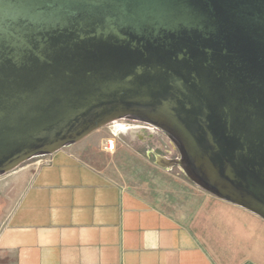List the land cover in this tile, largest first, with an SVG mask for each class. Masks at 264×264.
<instances>
[{
    "label": "water",
    "instance_id": "1",
    "mask_svg": "<svg viewBox=\"0 0 264 264\" xmlns=\"http://www.w3.org/2000/svg\"><path fill=\"white\" fill-rule=\"evenodd\" d=\"M125 117L264 219V0H0V175Z\"/></svg>",
    "mask_w": 264,
    "mask_h": 264
},
{
    "label": "crops",
    "instance_id": "2",
    "mask_svg": "<svg viewBox=\"0 0 264 264\" xmlns=\"http://www.w3.org/2000/svg\"><path fill=\"white\" fill-rule=\"evenodd\" d=\"M82 140L0 175V264H264L261 216L207 192L182 221Z\"/></svg>",
    "mask_w": 264,
    "mask_h": 264
},
{
    "label": "rangeland",
    "instance_id": "3",
    "mask_svg": "<svg viewBox=\"0 0 264 264\" xmlns=\"http://www.w3.org/2000/svg\"><path fill=\"white\" fill-rule=\"evenodd\" d=\"M82 142L83 156L95 167L118 182L142 188L182 221L190 210L188 204L191 202L194 209L199 193L208 192L191 181L180 165H165L180 160L181 153L175 141L155 126L125 117L94 131Z\"/></svg>",
    "mask_w": 264,
    "mask_h": 264
},
{
    "label": "flooded vegetation",
    "instance_id": "4",
    "mask_svg": "<svg viewBox=\"0 0 264 264\" xmlns=\"http://www.w3.org/2000/svg\"><path fill=\"white\" fill-rule=\"evenodd\" d=\"M127 118L130 119V120H133V121H139V122L146 123V124H148V125H152V124H150V123H148V122H146V121H142V120H139V119H136V118H132V117H127ZM152 126H154V125H152Z\"/></svg>",
    "mask_w": 264,
    "mask_h": 264
},
{
    "label": "trees",
    "instance_id": "5",
    "mask_svg": "<svg viewBox=\"0 0 264 264\" xmlns=\"http://www.w3.org/2000/svg\"><path fill=\"white\" fill-rule=\"evenodd\" d=\"M148 157H151V155H150V154H148Z\"/></svg>",
    "mask_w": 264,
    "mask_h": 264
}]
</instances>
